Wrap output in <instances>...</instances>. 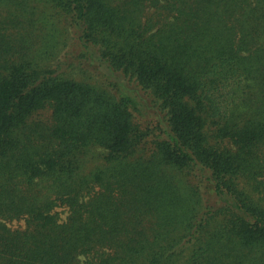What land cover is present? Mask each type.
<instances>
[{"label": "trees", "instance_id": "trees-1", "mask_svg": "<svg viewBox=\"0 0 264 264\" xmlns=\"http://www.w3.org/2000/svg\"><path fill=\"white\" fill-rule=\"evenodd\" d=\"M0 264H264V0H0Z\"/></svg>", "mask_w": 264, "mask_h": 264}, {"label": "rangeland", "instance_id": "rangeland-1", "mask_svg": "<svg viewBox=\"0 0 264 264\" xmlns=\"http://www.w3.org/2000/svg\"><path fill=\"white\" fill-rule=\"evenodd\" d=\"M65 214V211H62L61 212V216H63ZM17 223L16 222H13V225H16Z\"/></svg>", "mask_w": 264, "mask_h": 264}]
</instances>
